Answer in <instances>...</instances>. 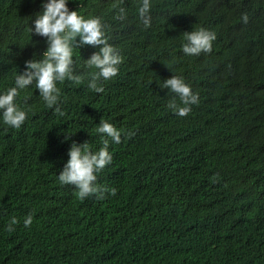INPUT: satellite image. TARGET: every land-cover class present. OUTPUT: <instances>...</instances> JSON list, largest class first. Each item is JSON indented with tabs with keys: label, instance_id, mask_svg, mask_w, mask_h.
<instances>
[{
	"label": "trees",
	"instance_id": "1",
	"mask_svg": "<svg viewBox=\"0 0 264 264\" xmlns=\"http://www.w3.org/2000/svg\"><path fill=\"white\" fill-rule=\"evenodd\" d=\"M47 2L0 0V94L47 50L34 34ZM141 3L68 0L102 19L122 58L103 93L88 88L85 64L99 47H73L81 84L57 82L52 108L35 83L19 90L27 117L18 129L0 112V264H264V0H150L148 28ZM196 28L216 39L210 53L189 56L182 34ZM172 75L199 96L184 117L167 108L174 94L162 83ZM102 118L122 134L96 184L116 195L79 199L57 177L73 142L102 147Z\"/></svg>",
	"mask_w": 264,
	"mask_h": 264
},
{
	"label": "clouds",
	"instance_id": "2",
	"mask_svg": "<svg viewBox=\"0 0 264 264\" xmlns=\"http://www.w3.org/2000/svg\"><path fill=\"white\" fill-rule=\"evenodd\" d=\"M122 2V0H120ZM68 0H48L43 5L44 11L38 15L34 22V34L46 38L47 50L40 60L32 59L25 62V71L15 78V86L0 94V112L4 124L12 128H20L25 122L27 111L19 107L15 100L19 90H23L33 83L39 91L40 97L49 108L57 105L61 91L57 82L65 80L75 84H81L84 76L75 74L73 71V47L92 46L99 47V51L91 55L85 61L89 69L87 73L88 88L96 93H103L104 87L101 81H107L118 75V66L122 58L106 37L105 25L100 17L85 18L78 11H70L67 7ZM119 8L115 17L117 20H125L127 13L119 3H114L113 8ZM151 3L150 0H142L138 7V17L145 28L151 26ZM244 23L248 22V15L242 14ZM33 34V30L29 29ZM182 51L189 56H198L201 53H210L212 42L216 39L213 31L204 28H196L191 32H184ZM79 38V42H77ZM102 46V47H100ZM162 89H168L174 95L167 102V108L179 115L187 116L191 111V105L199 101L198 94H194L191 86L186 84L181 76L172 75L162 83ZM179 101V103L177 102ZM55 112L63 116L59 107ZM96 132L101 134L102 147L98 151H91L89 143L73 142L68 152L69 159L58 175V181L62 185L75 187L79 199L96 196L97 199H105L106 193L116 195L115 188H107L96 184V173L102 171L112 162L109 152L110 140L116 144L121 142V130L105 119H101L96 127ZM134 135L129 132L128 136ZM69 137L66 136V139ZM33 222L32 214L24 219V226L29 227ZM18 223L13 217L8 225V231H13V225Z\"/></svg>",
	"mask_w": 264,
	"mask_h": 264
}]
</instances>
